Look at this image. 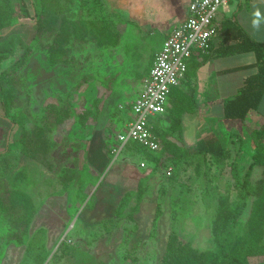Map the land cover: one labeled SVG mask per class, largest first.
I'll list each match as a JSON object with an SVG mask.
<instances>
[{
    "label": "rangeland",
    "instance_id": "374dc122",
    "mask_svg": "<svg viewBox=\"0 0 264 264\" xmlns=\"http://www.w3.org/2000/svg\"><path fill=\"white\" fill-rule=\"evenodd\" d=\"M81 2L73 0L67 14L76 18L83 7ZM24 3L31 7V0ZM82 10L87 18L96 19L98 15L105 21L97 22L99 28L87 29L88 35L82 32L84 36L74 46L69 42L71 62L51 63L50 53L38 44L24 62L10 69L19 90L16 100L9 99L10 120L17 122L13 125L14 140L20 138L29 121L40 122L49 104L71 105L73 118L56 129L59 147L52 167L45 168L44 173L35 169L31 174L38 212L27 236L17 239L23 244L25 264H33L27 253L30 246L34 255L49 254L44 264H80L88 258L91 264H160L173 232L195 248L211 249L218 196L228 191L236 194L231 166L243 156L240 123L231 122L238 127L226 126L222 108L214 104L211 124L228 147V158L220 163L210 158L175 162L166 150L168 143L193 148L199 136L212 130H202L197 136L193 126L198 114H204L198 111L201 105L186 94L176 95L174 89L166 112L151 119L160 149L145 152L158 161L126 148L117 156L114 150L120 146L118 136L126 134L132 121V104L140 96L142 80L162 49L165 29L149 23L143 26L146 16L128 20L127 8L119 5L97 10L86 6ZM21 22L27 24L19 23L2 34H14L32 46L38 30L35 21L23 18ZM52 28L47 34L50 43L57 32ZM101 29L111 34L109 43L102 41ZM195 72L190 66L191 77L196 76ZM179 107H192V115L188 120L187 112L181 117L182 130H171ZM0 116H6L1 101ZM262 122H252L254 126L246 122L245 128L253 130ZM5 129L9 130V126ZM16 157V152L4 159L0 156V172L13 173ZM169 170L171 175H167ZM261 174L262 170L255 168L253 179L258 180ZM86 205L88 213L81 220L79 214ZM13 232L9 221L1 217L0 243H7L4 246L10 251ZM63 241L71 249L65 254L59 252V257L53 259ZM253 264H264V259Z\"/></svg>",
    "mask_w": 264,
    "mask_h": 264
},
{
    "label": "trees",
    "instance_id": "16d2710c",
    "mask_svg": "<svg viewBox=\"0 0 264 264\" xmlns=\"http://www.w3.org/2000/svg\"><path fill=\"white\" fill-rule=\"evenodd\" d=\"M31 3L29 7L24 0H0V37H5L0 44V64L4 65L0 68V101L6 112V116H0V149L3 148L0 156L4 159L14 152L17 155L15 171L0 172V213L14 229L12 234L14 239L27 236L38 212L32 195L35 182L32 183L31 174L35 169L42 172L45 168L48 170L52 167L56 149L59 147L54 136L56 129L73 118L71 105L66 107L55 103L49 104L44 109L40 122L31 118L20 138L14 140L13 125L17 122L14 119L10 120L12 101L9 99L16 100L19 90L16 88L14 72H10V69L24 62L33 50L32 47L35 46V50L38 44L40 49L50 53L51 63L71 62L73 55L67 48L69 42L74 46L84 34H89L87 29L99 28L97 22L105 21L102 18L104 16L97 15L96 19L83 16L82 9L76 18H72L73 16L67 12H71L73 0H31ZM99 8L105 7H95V10ZM33 9L36 12L38 29L35 44L27 45L14 34L11 36L2 34L19 23L27 24L21 22L23 18L35 21ZM50 26L53 27L52 30L57 31L52 43L47 40ZM231 30V36L238 39L236 52H252L256 57L254 64L256 72L245 80L237 96L224 104V122L226 124L239 122L242 126L240 151L243 156L235 159L231 166L236 194L232 195L228 191L227 194L218 196L212 226L211 249L203 251L195 248L190 243H184L179 235L173 232L169 235L160 264H253L255 260L264 259V122L253 130H245L243 127L248 116L259 110L264 97V43L255 42L239 28L231 27ZM100 32L103 35V42L109 43L113 39L109 32L103 29ZM188 109L185 107L180 110L179 107V110H175L171 130H181V117ZM73 122L70 124H74ZM7 125L9 130L5 129ZM10 131L12 134L7 145ZM168 145L166 150L177 163L182 160L190 161L192 158L201 161L210 158L220 163L229 155L228 147L213 130L202 137L195 148H184L170 143ZM126 149L145 153L146 157L158 161L152 154L145 152L147 150L145 147L136 142L128 143ZM257 167L262 170V174L255 180L253 174ZM87 206L79 214V219L84 220L87 216ZM70 249V244L63 241L53 259L59 257V252L65 254ZM27 253L33 264H44L49 257L47 253L34 255L32 246L28 248ZM80 264L91 262L88 258L82 260Z\"/></svg>",
    "mask_w": 264,
    "mask_h": 264
},
{
    "label": "crops",
    "instance_id": "0c3cea01",
    "mask_svg": "<svg viewBox=\"0 0 264 264\" xmlns=\"http://www.w3.org/2000/svg\"><path fill=\"white\" fill-rule=\"evenodd\" d=\"M122 1L125 2L122 4ZM189 4L190 0H82L81 2L84 9L86 6H104L109 8L119 5L122 8L126 7L127 18L128 20L132 18V21L146 16L148 20L146 19L147 21L145 22L142 20L141 24L144 26V24L149 23L154 28L160 26L165 29L164 42L172 30L188 18ZM256 12H259V17L255 16ZM256 19L259 20V23L254 25L253 21ZM215 23L219 33L214 39L209 52L205 54L197 52L193 55L189 62L186 80L175 88L176 95L186 94L191 99H194L197 104L201 105L198 111L204 114H198V122L193 126L194 130H198L196 132L197 136L200 135L202 130H215L213 129L214 123L211 124L214 120L212 117L214 104L220 105L224 118L225 102L237 96L244 86L245 80L256 72L254 68L256 62L255 54L252 52H236L235 48L238 45V39L231 36V27L239 28L255 42L264 43V0H230L228 5L220 10ZM190 66L196 69L195 77L190 76ZM173 100L177 103L175 99ZM188 108L186 111L188 114L185 116L186 120L192 115L189 111L191 113L193 111L192 107ZM258 120L264 122V97L259 110L252 112L246 122L254 126L252 122L255 123ZM225 125L238 127V124L230 123ZM243 127L246 130L245 125ZM202 137L199 136L197 142ZM197 142L194 143L193 148L196 147ZM184 145L185 147L189 146L185 143ZM119 154L116 155L118 156ZM1 217L3 216L0 213ZM11 240H13L10 244L11 251L8 250V246H4L7 243L3 244L5 248L0 243V264H25L23 244L20 243L21 241L18 242L17 239L11 238ZM6 242L8 241L6 240ZM3 249L4 252L2 251Z\"/></svg>",
    "mask_w": 264,
    "mask_h": 264
},
{
    "label": "built area",
    "instance_id": "2783aa9c",
    "mask_svg": "<svg viewBox=\"0 0 264 264\" xmlns=\"http://www.w3.org/2000/svg\"><path fill=\"white\" fill-rule=\"evenodd\" d=\"M230 0H190L189 16L176 26L156 55L153 67L142 80L140 96L132 104V121L126 134L118 136L119 154L129 142H136L150 152H158L160 142L152 130L151 119L163 115L173 90L187 78L191 58L197 52L208 53L218 35L216 20ZM144 167L145 163L142 162ZM169 170L167 175H171Z\"/></svg>",
    "mask_w": 264,
    "mask_h": 264
},
{
    "label": "water",
    "instance_id": "95a60500",
    "mask_svg": "<svg viewBox=\"0 0 264 264\" xmlns=\"http://www.w3.org/2000/svg\"><path fill=\"white\" fill-rule=\"evenodd\" d=\"M34 17H35V22H34V24L37 25L36 12H35V10H34ZM11 29H13V27H12ZM10 136H11V131H10L9 134H8L7 145H9V142H10Z\"/></svg>",
    "mask_w": 264,
    "mask_h": 264
},
{
    "label": "clouds",
    "instance_id": "9594fccd",
    "mask_svg": "<svg viewBox=\"0 0 264 264\" xmlns=\"http://www.w3.org/2000/svg\"><path fill=\"white\" fill-rule=\"evenodd\" d=\"M259 15H260L259 12H256V13H255V16H256V17H259ZM258 23H259V20H258V19H256V20L253 21V24H254V25H257Z\"/></svg>",
    "mask_w": 264,
    "mask_h": 264
}]
</instances>
